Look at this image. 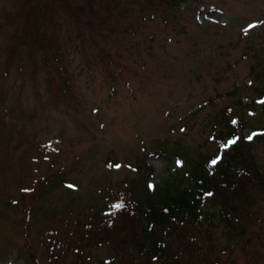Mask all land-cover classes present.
<instances>
[{"label":"rangeland","instance_id":"obj_1","mask_svg":"<svg viewBox=\"0 0 264 264\" xmlns=\"http://www.w3.org/2000/svg\"><path fill=\"white\" fill-rule=\"evenodd\" d=\"M32 1L35 10L0 0V264H82L74 241L49 250L48 231L63 240L100 193L143 172L141 160L156 187L182 168L177 140L192 157L214 152L223 117L239 118L246 140L264 134L254 74L264 68V0L177 9L169 0L111 9L108 0ZM257 137L251 151L264 179ZM253 188L255 234L226 244L213 228L210 264H264V186ZM108 250L93 249L91 261L128 260Z\"/></svg>","mask_w":264,"mask_h":264},{"label":"trees","instance_id":"obj_2","mask_svg":"<svg viewBox=\"0 0 264 264\" xmlns=\"http://www.w3.org/2000/svg\"><path fill=\"white\" fill-rule=\"evenodd\" d=\"M25 1L27 7L36 9L37 1L34 6L32 0ZM125 1L129 0H108L105 6L125 8ZM130 1L134 4V0ZM154 1L136 0L145 6L154 5ZM186 1L169 0L172 9ZM102 7L98 5L97 8ZM41 9H38L39 13ZM89 11L97 14L91 7ZM99 21L101 25L105 24V20ZM88 25L93 28L91 22ZM254 74L261 84L259 94L264 95V68ZM237 120L238 123L222 118L220 128L210 136L216 149L207 157L197 153L190 156L188 151L180 149L177 140L176 156L182 168L156 187L147 185L152 168L144 161L140 162L138 170L143 172L134 179L125 180L116 190L111 189L104 195L100 193L97 203L89 204L77 214L74 231L63 235V240L53 238L55 230L48 231L52 234L53 244L49 250L63 246L66 252V246L74 241L69 248L82 264H115L113 255L107 263L91 261V251L99 247L116 249L127 255L128 260H121L119 264H191L195 260L198 263L199 259L201 264H210L212 255L205 250L213 246V228L222 227L223 235L227 236L226 244L230 243L231 237H237V245L253 236L258 220L250 223V212L246 207L255 203L253 186H264V179L255 164L252 143L245 140V124L239 118ZM231 139L237 142L225 148ZM257 139L264 141V134ZM217 157L220 158L217 164L211 165ZM262 192L264 194V189ZM255 213L260 212L256 209ZM51 255L52 252L50 259L58 257ZM183 258L186 260L182 261Z\"/></svg>","mask_w":264,"mask_h":264},{"label":"snow or ice","instance_id":"obj_3","mask_svg":"<svg viewBox=\"0 0 264 264\" xmlns=\"http://www.w3.org/2000/svg\"><path fill=\"white\" fill-rule=\"evenodd\" d=\"M250 27H254V26H250ZM245 31H247V29L245 30ZM248 140L249 141H251L252 140V136H249L248 137ZM237 142V140L236 139H231V140H228L227 142H226V144H225V148H228V147H230L231 145H234L235 143ZM219 157H217L216 159H213L212 161H211V165H216L217 164V162L219 161ZM151 187V186H150ZM209 195H211V194H209ZM116 207H121V205H117Z\"/></svg>","mask_w":264,"mask_h":264}]
</instances>
